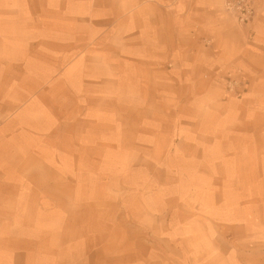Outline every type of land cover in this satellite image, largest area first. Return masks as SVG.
<instances>
[{"label":"crops","instance_id":"1","mask_svg":"<svg viewBox=\"0 0 264 264\" xmlns=\"http://www.w3.org/2000/svg\"><path fill=\"white\" fill-rule=\"evenodd\" d=\"M223 1L84 0L70 10L81 16L74 26L75 44L103 43L107 48L78 57L81 68L75 74L62 69L61 86L93 94L97 101L83 108L81 118L61 121L54 128L57 137L44 107L35 111L27 103L2 123L0 264L4 253L29 254L31 261L36 252H49L51 263L62 264L57 239L61 224L69 220L68 206L74 205L72 213L115 211L76 204L85 190H112L100 197L110 203L117 196L114 190L123 188L121 181L101 182L100 174L117 172L110 158L122 155L123 149H112L115 142L123 147V141H135L143 133L148 112L133 94L160 98L175 93V156L185 155L178 152L185 146L203 152L196 155L211 149L225 155L220 152L225 140L242 139L232 127L246 125L248 115L264 119V0H256L249 25L235 23ZM61 13L68 15V8ZM59 36L67 51V31L62 29ZM227 77L243 79L240 96L226 92ZM259 125L248 140L264 141ZM53 139H58L57 147ZM134 205L128 220L144 215L141 204ZM96 252L99 257L109 250Z\"/></svg>","mask_w":264,"mask_h":264},{"label":"rangeland","instance_id":"2","mask_svg":"<svg viewBox=\"0 0 264 264\" xmlns=\"http://www.w3.org/2000/svg\"><path fill=\"white\" fill-rule=\"evenodd\" d=\"M83 1L0 0V127L28 103L35 111L46 108L57 137L54 128L61 121L81 118L83 108L97 101L93 94L66 91L60 81L62 69L72 74L81 68L78 57L107 48L75 44L74 26L81 16L70 10ZM66 7L68 15L61 13ZM225 80L226 92L240 96L242 86L230 91ZM136 95L148 112L143 133L123 141V147L115 142L112 149H123L110 158L117 172L100 174L101 182L121 181L123 188L114 190L117 196L110 203L100 197L112 190H85L76 204L115 211L72 213L74 205H69V220L61 224L57 239L62 264H264V141L248 140L256 135L249 134L256 122L264 132V119L248 115V125L232 127L242 139L225 140L220 151L225 155L214 154L216 149L196 155L203 152L185 146L178 151L185 155L175 156V93ZM53 144L57 147L58 139ZM135 202L144 215L128 220ZM99 216L109 219H95ZM103 248L109 253L98 257L96 251ZM3 255L4 264H55L49 252L33 253L31 261L29 254Z\"/></svg>","mask_w":264,"mask_h":264},{"label":"built area","instance_id":"3","mask_svg":"<svg viewBox=\"0 0 264 264\" xmlns=\"http://www.w3.org/2000/svg\"><path fill=\"white\" fill-rule=\"evenodd\" d=\"M223 7L239 25H249L254 21L255 0H224ZM225 82L230 91L243 85L242 79L227 78Z\"/></svg>","mask_w":264,"mask_h":264}]
</instances>
